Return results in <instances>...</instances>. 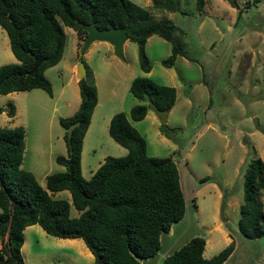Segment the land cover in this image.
Segmentation results:
<instances>
[{
  "label": "rangeland",
  "instance_id": "obj_1",
  "mask_svg": "<svg viewBox=\"0 0 264 264\" xmlns=\"http://www.w3.org/2000/svg\"><path fill=\"white\" fill-rule=\"evenodd\" d=\"M131 1L182 28V44L189 57L178 54L172 65H163L161 58L168 55L171 43L152 33L144 44L150 63L145 72L138 65L136 43L129 38L122 42L121 57L104 40H93L81 51L85 35L63 25L61 57L43 70L51 94L40 87L0 93L1 106L10 102L16 108L6 123L8 114L3 109L0 125H21L24 130L19 167L30 170L42 187L47 173L64 168L55 160L56 154L67 153L65 128L58 118L71 114L79 102L75 78H79L76 66L81 60L91 71L88 76L97 97L81 141L82 176L87 178L105 155L124 154L125 147L107 132L110 115L122 110L144 137L146 153L171 156L179 174L184 213L168 232L160 233L157 254L202 235L206 239L202 255L209 257L228 242L224 230L233 240V249L221 264H264V234L247 237L237 228L243 171L251 157L259 156L264 162V0H204L200 11L195 0H179L182 11L156 8L150 0ZM15 61L0 25V64ZM137 75L174 86L173 105L161 115L148 108L143 118L131 119L130 106L146 103L128 90L129 81ZM67 100L69 104L64 103ZM162 122L170 135L161 132ZM51 196L70 200L66 189ZM259 198L264 207V189ZM69 214H77L71 203ZM35 238L30 237L33 244ZM39 247L56 249L52 243ZM56 254L50 251L36 257L34 264H57Z\"/></svg>",
  "mask_w": 264,
  "mask_h": 264
},
{
  "label": "trees",
  "instance_id": "obj_2",
  "mask_svg": "<svg viewBox=\"0 0 264 264\" xmlns=\"http://www.w3.org/2000/svg\"><path fill=\"white\" fill-rule=\"evenodd\" d=\"M232 1V0H230ZM152 6L179 10V0H150ZM204 0H195L201 10ZM96 27L123 26L127 38L136 43L138 65L148 71L150 63L144 50L147 36L156 33L170 41V52L161 58L165 66L176 55L187 56L182 44L183 30L167 17H154L150 11L131 0H0V25L8 37L9 48L17 59L0 64V93L34 87L51 94L45 67L56 63L62 54L63 25L85 35L82 23ZM85 75L77 79L79 103L67 116H60L65 128L67 153L56 154L62 170L45 175V187L34 174L19 167L24 130L21 125H0V258L1 264H24L20 246L23 228L38 223L47 233L60 237H81L93 254L89 264H141L160 245V233L181 218L185 201L176 164L171 156L146 153V141L129 122L122 110L112 113L107 132L126 148L122 155H105L87 177L80 168L83 133L96 103V88L86 64ZM90 75V76H88ZM129 92L146 103H135L129 116L139 120L148 108L161 115L175 100V87L158 83L147 76L131 78ZM8 115L14 106L0 105ZM77 121L66 137V127ZM160 130L169 134L164 122ZM206 177H201L204 180ZM242 201L238 207L237 228L247 237L264 234V207L259 198L264 189V162L251 157L243 171ZM62 189L65 197H52ZM70 203L78 211L69 214ZM205 238L189 237L179 247L164 255L161 264H221L233 249L230 239L209 257L202 255Z\"/></svg>",
  "mask_w": 264,
  "mask_h": 264
},
{
  "label": "crops",
  "instance_id": "obj_3",
  "mask_svg": "<svg viewBox=\"0 0 264 264\" xmlns=\"http://www.w3.org/2000/svg\"><path fill=\"white\" fill-rule=\"evenodd\" d=\"M108 43V42H107ZM77 81V78H75ZM12 92V91H11ZM6 92V94H9ZM65 104H69L70 102L64 101ZM79 103V102H78ZM78 106V104H77ZM77 108V107H76ZM3 111V110H2ZM0 111V114L2 113ZM16 108H14V112L12 115H6L4 117V123L8 122L12 116L15 115ZM7 114V113H6ZM109 120V119H108ZM122 152H126V148L122 149ZM101 162V160H100ZM99 162V163H100ZM98 166V164L93 168V170ZM92 170V171H93ZM218 195V194H217ZM70 201V200H68ZM78 213V211H77ZM215 226V225H214ZM169 231V229H168ZM165 231V232H168ZM224 235L225 241H230L229 234L226 231H222ZM37 237L33 241H30V237ZM48 233L38 224V223H31L27 224L23 228V241L20 246V252L23 259L24 264H34L36 262V257H43L46 253L52 251L53 253L56 252V260L58 261L57 264H89L93 260V254L87 248L85 243L83 242L81 237L73 236V237H60V236H50ZM32 240V239H31ZM42 242V245L40 244ZM44 243H52L56 247L53 250H45L44 248L39 247L43 246ZM35 244H38L35 246ZM206 245V239L204 246ZM204 249V247H203ZM172 251V250H171ZM170 251V252H171ZM203 251V250H202ZM158 250L152 256L142 258L141 264H159V260L169 252H163L157 254ZM59 255V256H58ZM157 256V257H156ZM204 256V255H203ZM62 259V260H61ZM161 263V262H160Z\"/></svg>",
  "mask_w": 264,
  "mask_h": 264
},
{
  "label": "water",
  "instance_id": "obj_4",
  "mask_svg": "<svg viewBox=\"0 0 264 264\" xmlns=\"http://www.w3.org/2000/svg\"><path fill=\"white\" fill-rule=\"evenodd\" d=\"M81 26L86 32L81 44V51H84L87 45L93 40H104L112 45L114 54L121 57L122 42L127 38V33L123 26H109L98 28L93 22L82 23ZM76 71L79 78L85 75L86 68L83 61L80 60L77 63ZM76 123L77 121H73L66 127L67 138H69L71 130ZM1 262L2 259L0 258V264Z\"/></svg>",
  "mask_w": 264,
  "mask_h": 264
}]
</instances>
